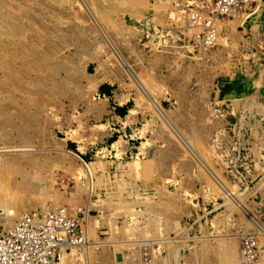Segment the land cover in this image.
Returning <instances> with one entry per match:
<instances>
[{
  "label": "rangeland",
  "instance_id": "1",
  "mask_svg": "<svg viewBox=\"0 0 264 264\" xmlns=\"http://www.w3.org/2000/svg\"><path fill=\"white\" fill-rule=\"evenodd\" d=\"M189 1L0 0V231L68 205L63 264H264V0L207 50Z\"/></svg>",
  "mask_w": 264,
  "mask_h": 264
},
{
  "label": "built area",
  "instance_id": "2",
  "mask_svg": "<svg viewBox=\"0 0 264 264\" xmlns=\"http://www.w3.org/2000/svg\"><path fill=\"white\" fill-rule=\"evenodd\" d=\"M259 1L190 0L184 22L195 33L188 36L189 42L202 50L213 48L221 20L251 11ZM151 101L155 107L160 105L155 98ZM88 240V221L81 208L60 205L26 209L0 231V264H63L64 255L81 251ZM258 248L256 235L242 240L241 253L247 261L256 259Z\"/></svg>",
  "mask_w": 264,
  "mask_h": 264
},
{
  "label": "crops",
  "instance_id": "3",
  "mask_svg": "<svg viewBox=\"0 0 264 264\" xmlns=\"http://www.w3.org/2000/svg\"><path fill=\"white\" fill-rule=\"evenodd\" d=\"M264 2V1H263ZM100 91L103 95H109L112 96L111 94L114 92V89L112 88L111 84H102L100 86ZM116 105L114 106V108L116 109V113L118 117H122V116H127V111H130L128 106H126V103L123 102H118L115 103Z\"/></svg>",
  "mask_w": 264,
  "mask_h": 264
},
{
  "label": "bare ground",
  "instance_id": "4",
  "mask_svg": "<svg viewBox=\"0 0 264 264\" xmlns=\"http://www.w3.org/2000/svg\"><path fill=\"white\" fill-rule=\"evenodd\" d=\"M18 149H19V148H18ZM28 149H29V148H28ZM2 150H3V149H2ZM9 150H10V149H9ZM9 150H8V151H9ZM0 151H1V150H0ZM3 151L5 152V150H3ZM8 151H7V152H8ZM13 151H14V150H13ZM77 156H78V155H77ZM8 160H9V159H7V160H6V161H4V162L2 161V162H0V163H2V165L9 164V161H8ZM5 163H6V164H5ZM0 165H1V164H0ZM7 214H8V216H11V215H13V216H14V215H16L17 213H16V211H15V210H10V209H9V211H8V213H7Z\"/></svg>",
  "mask_w": 264,
  "mask_h": 264
}]
</instances>
